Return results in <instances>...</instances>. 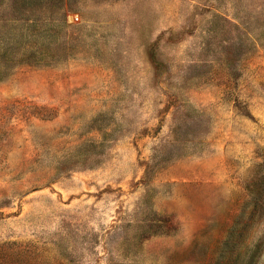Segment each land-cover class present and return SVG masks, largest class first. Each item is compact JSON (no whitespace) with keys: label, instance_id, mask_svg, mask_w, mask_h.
Instances as JSON below:
<instances>
[{"label":"rangeland","instance_id":"rangeland-1","mask_svg":"<svg viewBox=\"0 0 264 264\" xmlns=\"http://www.w3.org/2000/svg\"><path fill=\"white\" fill-rule=\"evenodd\" d=\"M0 264H264V0H0Z\"/></svg>","mask_w":264,"mask_h":264}]
</instances>
